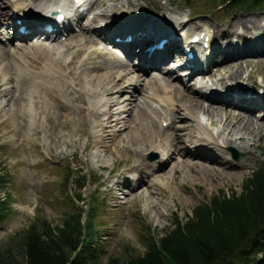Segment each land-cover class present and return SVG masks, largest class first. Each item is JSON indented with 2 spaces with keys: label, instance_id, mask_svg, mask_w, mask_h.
Segmentation results:
<instances>
[{
  "label": "rangeland",
  "instance_id": "1",
  "mask_svg": "<svg viewBox=\"0 0 264 264\" xmlns=\"http://www.w3.org/2000/svg\"><path fill=\"white\" fill-rule=\"evenodd\" d=\"M184 1L185 0H93L88 8L91 10L83 16V23L86 24L88 23L87 21H89L92 22V24L94 22V25H96L98 22H106L108 19L115 21L121 18L122 14L125 13L137 17H143L141 15L144 14L147 19H156L150 15L153 14L157 18H161L165 21L167 18L165 14L168 15V17L184 18L186 20L191 17V22L198 23L201 26L204 25V27H202L204 30L212 27L218 33L219 38L211 40L213 48H218V46H216V43L218 42L221 46L222 44L224 46L233 44L234 46L241 48L239 51L246 53L247 57L231 58L228 62L231 63L233 70L239 66L243 68L242 79H239L241 81L239 82L240 85L246 87L250 91L256 90L262 94L261 89L257 84L262 85L263 83L262 79L264 78V66L259 67L255 64L259 60H262L264 63V54H258L260 47H255V44L264 42V9L261 11H240L236 9L226 10V8L214 9L212 8V0H190L188 6L184 4ZM13 2L14 0L6 1V4L9 7L8 9L7 7L5 8V3L2 5L5 8L6 15L8 16H11L10 9ZM216 2L218 3L217 0ZM129 4H134L136 9L134 11L129 10ZM106 9H108V12L116 11L113 13L115 17L111 18L99 14ZM146 12L150 14L146 15ZM236 16L241 19L248 18L251 20L258 17L259 25L244 26L245 29H242V31H245L246 35L239 37L236 33H240V30H238L240 27L236 26V28H232V24L237 18ZM191 22H189V24ZM230 28H232L231 31ZM199 30H201V28L194 32L198 33ZM179 31L180 29L175 32V34L179 33ZM67 34L68 33L66 32L65 39L62 41L59 39L60 42H56L59 44V47L57 46L55 48L57 52L56 56L61 58L62 54L66 52V48H68H64V45H70L69 53L73 52L71 47L74 46L76 41H83L84 34L88 35L85 31L83 32L82 30H78L76 27H73L69 33L73 39L68 42V38L66 41ZM180 34L181 36L186 35L185 31H182ZM7 36L9 37L7 33H4L0 37V48L2 49H9L11 47L6 41ZM96 38L97 42L90 45L89 51L92 49L102 51V49L106 47L110 51H116L115 54L117 53L120 56L123 55L122 50H114L109 46H105L102 41L103 38L98 36H96ZM40 42L43 43L42 40ZM37 43H39V39H34L31 44L35 45ZM47 44L49 45V43ZM24 45V42L20 43V46ZM45 45L46 44H44V46ZM16 49L17 48L13 50ZM105 53L108 54L107 51ZM250 55L256 56L252 57ZM64 58H66V56ZM85 58L86 56H80L78 60L81 61ZM63 60L64 59L60 62L63 63ZM123 61H127V59L123 58ZM216 61L219 62L220 60L216 59ZM240 61L241 63L239 64ZM37 62H39V60ZM249 64L251 66H248ZM33 66L35 68L41 67L40 64H36V62L32 65V68L35 69ZM75 71L76 73L78 72V70ZM250 71L253 72L252 77H249V80H246L248 84H245L244 78L248 77L247 74H249L248 72ZM213 72L215 71L213 70L208 73V77H206L207 79H205V82H207L208 88L214 89V83L217 78H221V76H216V79L212 78ZM62 73L65 75L66 79H68V71H63ZM96 74L97 78H100L99 74L101 75L104 73L101 72ZM93 75H95L94 72L91 73V76ZM153 76L163 77L164 75L160 73L156 75L155 73H149L147 76L145 75L142 78L143 81L141 83L142 86H145L144 91L133 95L132 99H134L135 102L139 101L142 103L143 99L152 94L151 91L148 90V82H150ZM0 77L2 80V76ZM162 77H159V80L166 81ZM8 78L9 79L6 78V84L0 87V174L5 175L7 180L5 189L2 190L0 197L7 198L9 201L8 205L11 209V214L8 219L0 225V247L8 243L10 238H12L17 232L22 231L31 223L37 221L38 218L46 219L53 226L61 225L66 213L68 211H72L71 204L67 202L68 197L70 199V191L67 190L64 192V190L59 186L63 178V172L67 167L80 170L87 178V184L80 191L82 193V202H76L74 207L77 210H82L86 213L87 209L91 206L95 204L97 205L96 207L100 206V211L92 220V228L96 230L98 244L102 247L103 252L100 259L95 264H107L110 258H117L119 261L123 262L128 260L131 256L142 255L145 252V246L142 241L144 238L151 236H153L154 239L161 238L167 229L172 227V219L175 218V216L181 220H186L187 216L191 215V211L195 206L208 201L213 195H216L219 192L229 193L231 190L239 192L242 182L249 177L252 170L264 164V140L257 142L258 135H256V126L254 125L253 130L255 136L253 134L248 137L246 139L248 142H244L245 144L237 141L233 142V145L236 147H247L244 151H238L235 149L237 154L240 155L237 161L230 156V152L227 151L228 146L223 147V151L228 152L227 155H229L230 159L229 164H231V167L233 168L231 170V173H234L232 174L235 178H233V181L228 182L225 180V183L209 187V182L207 184V182L202 181L196 173L188 174L190 175V178L185 180L187 183L183 179L185 174H182L177 180H172V174L170 173L168 174L170 176V184L167 185L165 180L167 175L164 176L163 173L155 172L153 177H151L153 171L150 173V171L139 166L136 169L138 171L140 169L141 174H139V177H144L146 185L143 186V182L139 185V187H136V182L132 180L136 178V176L134 177V170L132 168L138 162L136 158H138V152L140 151L139 146H137L139 143H129V141L123 138L122 135L124 134L117 137H111L109 134H104L106 136V147L102 148L100 147L102 143H100L97 139L98 136L102 134L100 131L101 128L94 127V117H89L86 114V117H89V120L86 118L88 123L85 125L83 123L85 117L81 120L74 117L71 113L74 109H76V107L82 108L86 107V105L82 106L80 104L76 105V103H73L69 105V107H67L68 105L64 106L66 99L57 97V94L52 95V92H50L47 97V88L44 87L45 89L42 88L40 90L41 93L36 92V94L33 95L30 94V91L33 89L32 86H30V81V85H27L28 82L26 79H23L16 84L10 81L11 77ZM89 80L90 77H87L84 81L78 79L76 83H78V86L80 84H82V86H77V89H84L85 85L92 86L88 83ZM197 80L199 81L201 79ZM197 80L187 81V83H191L187 87L184 86L185 89L195 88ZM23 82L25 84H23ZM173 83L178 87L180 86V82L178 83V81ZM218 84L219 83L217 81V85ZM28 87L30 89L29 91L27 90ZM179 88L184 89L182 86ZM4 90L12 91L14 97L10 98L11 96L7 93L2 94L1 91ZM262 91L264 93V89ZM213 92L216 93L217 90ZM126 94L128 93L121 94L119 97L120 102H123L126 97H130V95L127 96ZM35 95L41 97L38 99V96L35 97ZM161 96L166 97L165 95ZM16 97H20L23 100H20L19 98L18 101ZM48 99L51 100V103L48 102ZM202 99V103L206 104V99ZM36 100H39V102L42 103L47 102L49 105L46 103L45 105L47 106H44L43 103L42 105L44 107H40V105L38 106L36 104ZM94 101L96 102V100L88 99L87 102L95 103ZM128 102L129 101L126 99L123 103L124 106H126ZM147 106L151 109H157L160 111V115L162 116L164 110L171 108L162 102L159 103L152 100L148 101ZM25 107L29 108L33 112L35 120L32 122V125L30 120L25 116L24 117L26 118L25 120L27 123H24L22 119L19 118V114H21L22 109ZM45 107H49V109H46ZM122 107L119 106L118 108V106L113 105L112 111H119ZM34 108L36 109L33 110ZM41 108L44 109V111ZM65 109L69 111H66ZM17 111L18 114L16 116ZM179 113L185 117L187 116L186 111L180 110ZM256 113L258 114V112H255L253 116L254 122L260 120L259 116H256ZM195 114V116L199 118V128L211 130L213 137H216L215 140H219L217 142H220V144L224 143L223 140L229 141V139H226V137L221 133L222 124L217 117L214 118L216 124L214 126H209L206 117L201 112L196 111ZM176 115L178 116V114ZM144 118L151 121L147 116ZM97 119L96 125L101 120V117L98 115ZM159 120L160 118L156 116L153 121L158 128L160 127ZM191 123L192 122L189 121L186 123H175L172 128L167 130L166 133L171 134L175 129L183 127L184 124ZM28 125L30 127H28ZM131 126L133 127L134 123ZM29 130H31V132L30 134H27L26 132ZM258 134L260 137L262 136V138H264V130L258 132ZM252 142L254 145L260 144L261 147L253 149L249 148L248 146ZM156 154L158 155V153ZM156 154L152 152H143L141 154V160L146 161V165L148 164V166H150L160 159L159 155L156 156ZM192 163L195 162L192 160ZM171 164L172 162H169L166 173H169V169H171L170 166H172ZM171 182H173V184H171ZM138 183L139 182L137 181V184ZM151 183L153 185V189L148 188ZM70 188H73V186L70 185ZM158 191L160 192V195ZM170 191L173 192L172 198L170 197L169 199H165L164 197L166 195L169 197ZM158 200L161 203H159L158 206L153 205L154 202H159ZM97 201H100V203L98 204ZM262 257H264V255H262Z\"/></svg>",
  "mask_w": 264,
  "mask_h": 264
},
{
  "label": "bare ground",
  "instance_id": "2",
  "mask_svg": "<svg viewBox=\"0 0 264 264\" xmlns=\"http://www.w3.org/2000/svg\"><path fill=\"white\" fill-rule=\"evenodd\" d=\"M2 1H0V37L4 33L10 35L9 37L7 36L8 38H6V41L8 42L9 46L13 47V49L17 48L16 46L12 45L15 39L24 42L25 45L17 48L16 50L0 48V76H2V80L0 79V87L6 84L5 82L7 79H9L8 77H11V82L12 80L17 79L18 83L23 79H26L28 84L26 83V81L25 83L27 85H30L31 83L30 86H32V88L34 89L30 91V94L34 95L36 94V92L41 93L40 90L45 87L47 88V97L48 94L52 92V95L57 94V97L65 98L66 100L64 102V106L68 105L67 107H69V105L73 103H76V105L80 104L82 106L86 105V107L82 108L76 107V109H74L71 113L74 117L81 120L83 117H85V120L83 122L85 125L88 123L87 119L89 120V117H94V127L101 128L100 131L102 132V134L99 135L97 139L100 143H102L100 145V147L102 148L106 147V136L104 134H109L111 135V137H117L124 134L122 135L123 138L129 141V143H139L137 145L140 148V151L138 152L139 155L138 158L135 157L138 162L132 168L134 170V176H136L137 181L139 182L136 187H139V185L144 182V177H139V174H141L140 169L139 171L136 169L139 166L143 167L145 170L153 171L151 177H153L155 172L163 173L164 176L167 175L165 177L167 185L170 184V176L168 175L170 173L172 174V180H177L182 174H185L183 178L184 181L190 178V175L188 174L196 173V175L201 178L202 181L207 182V184L209 182V187L215 186L216 184L225 183V180H227L228 182L233 181L234 173H231V170L233 168L231 167V164H229L230 159L229 155H227L229 151H223V147L228 146V148H234L238 151L246 150V146L236 147L233 145V142H246V139L254 134V125L256 126V135H258L257 142L264 140V138H262V136L260 137L258 134V132L264 130V94L259 95V93L250 92L249 89L240 85L239 82L241 81L239 79H242L243 68L239 66L235 70H233L231 63L228 62V60H230L231 58L247 57L245 52L239 51V49L241 48L236 47L233 44L227 46H224L222 44V46L225 47L223 48L221 44H219V42L216 43V46H218V48H212L210 44L209 46L211 48L209 50L208 56H205L206 58L204 57L203 59L202 57H199L197 58V60L193 59L191 62L182 61L184 58V54L181 50L177 55L172 57L166 54L169 53L171 49L180 46V42L176 37L177 34L175 35V32H177L179 29V33L185 31V34H190L201 28L198 33L203 31V37L199 41L202 43L203 41L206 42L204 38L208 37V34L211 36V40L219 38L218 33L214 28L210 27L209 29L204 30V28H202L204 27V25L201 26L198 23L191 22V17L187 18L186 20L184 18L168 17V15L165 14V16L167 17L166 21H149L145 18V16L137 17L131 16L127 13H121V18L114 21L115 25L118 27L116 33L130 34L132 36V42L128 45L123 46L126 50V56L125 54L120 56L117 53L115 54L113 52H107L108 54H103L100 52L98 53V51H89L90 45H93L97 42L96 36L103 39H105V36L102 34V30H100V27L92 28L90 25H87V23H81L82 15H79L78 22L73 23L72 25L77 27L78 30L80 29L83 32L85 31L88 35H82L84 37L83 41H76L74 46L71 47L73 52L69 53L70 45H64V48L68 47L66 48V52L68 53L64 52L61 58L56 56L57 52L55 48L59 45L56 42L54 43V45L50 43L48 46H44V44L41 42L35 45L31 44L32 41L34 39H37V36H39V30L37 28L40 25L42 18L39 17L37 13L41 15L43 10L46 11V9L50 10L51 8H53V10L55 11V8L58 7L53 6L55 5L56 0H14L10 9L11 13L15 12L14 19H12L11 16L9 17L8 15H6L5 8H9L6 4L7 0H4L3 2ZM49 1L51 2L49 3ZM2 5H4L5 8ZM128 9L134 11L136 8L134 7V4H129ZM31 10H34L35 12H31ZM114 12L116 11L108 12V9H106L99 14L112 18L115 17V15L113 14ZM255 20H257L258 23ZM16 21H19V24H17ZM189 22L191 23L189 24ZM123 23L128 24L122 25ZM256 24L259 25L258 17H255V19L253 20L248 18L241 19L240 17H237L232 24V28H236V26L240 27L239 29L237 28L238 30H240V33L236 34L239 37H243L246 35V32L242 31V29H245L244 26H251ZM19 27H24L25 31L27 32L25 34L19 33L17 31ZM232 28H230V31ZM10 29H14V32L12 34L10 32ZM62 30L64 32H69L71 30V27H66ZM108 30H110V28ZM204 31H206L207 33H205ZM160 36H163V38H167V43L165 44L164 49L161 52L153 51L147 54L145 52V49L148 47L151 39L153 37L159 39ZM50 37V35H47L46 40H50ZM197 37L200 38V34H198ZM57 38L58 37H55L53 41H55ZM66 38H68V42L73 39V37H71L70 35H67ZM188 40L189 38L185 39V42H187ZM185 42L183 44V42L181 41V46L183 49L190 48L193 52H198L199 49L194 46L192 42ZM255 47H260V50H258V53L260 55L264 54V42L256 43ZM65 56L66 58H64ZM80 56H86V58L79 61L78 59ZM250 56L253 57L256 55ZM123 58L131 62L132 65L128 64V62L126 63L125 61H123ZM62 59H64L63 63L60 62ZM216 59L220 61L217 62ZM38 60L39 62H37ZM35 62L36 64H40L41 67L35 68L33 66L35 68L33 69L32 65H34ZM240 63L241 61L239 62V64ZM187 65H189V70H186L187 73L183 72L179 74L178 71L183 67H187ZM255 65L262 67L264 66V63L262 62V60H259ZM200 66L202 67V69L200 68ZM248 66L251 65L249 64ZM162 67L163 69L168 67L167 69L162 70L165 75L162 78H164L166 81L159 80V77H152L150 82H148V90L151 91L152 94L143 99L142 103H140L139 101L135 102V100L132 99L133 95L137 94L138 92L141 93L145 88V86H142L141 84L143 81L142 78L145 75L147 76V73L150 72V70L153 72L154 69L155 71H157L161 70ZM75 70H78V72L76 73ZM201 70H203V73L206 70L208 72L214 70L215 72H213L212 78L221 76V78H217L216 82L214 81V89L208 88L207 84H203L201 82L195 84L197 88L181 89L179 88L180 86L178 87L173 83L176 81L175 79H172V81H170L169 79L171 77L178 79V77L181 78L182 75H188V77L192 76L191 79L193 80L198 77L195 76V73ZM63 71H68V79H66L65 75L62 73ZM93 72L95 75L91 76V73ZM101 72L104 73L101 75L99 74V77L101 79L97 78L96 73ZM155 73L159 74L158 72ZM248 73V77L244 78L245 84H248L246 80H249V77H252L253 74L252 71ZM172 75H175L176 77ZM87 77H90L88 83H90L92 86L87 85V87L86 85H83L84 89H77V80L79 79L84 81V79H86ZM206 77H208V74L200 79L205 80L207 79ZM217 81L219 83L218 85ZM262 81V87L260 86L261 90L264 89V78L262 79ZM25 83L23 82V84ZM79 86H82V84H80ZM29 87L27 89L28 91L30 90ZM218 88H221L222 93L215 94V92L213 91L218 90ZM248 92H250V95L246 96V99H233L234 95ZM1 93H7L11 96L10 98L14 97L12 91L9 90L1 91ZM123 93H128L126 94L127 96L130 95L129 98L126 97V99L129 101L126 106H124L123 104L126 99H124L123 102H120L119 100V97ZM161 95H165L166 97H162ZM37 96L35 95V97ZM20 97H16V99L18 100ZM40 97L38 96L37 98L39 99ZM202 98H204V100L206 99V104L202 103ZM21 99L22 98H20V100ZM88 99L96 100V102L94 101L95 103H88ZM150 100L157 101L159 103L162 102L171 108L169 109L166 106L168 109L164 110V113L162 112V116L160 115V111L155 108L151 109L147 106L148 101ZM50 101L51 100H49L48 102ZM43 103L39 102V100L36 102V104L38 106L40 105V107L49 105L47 102ZM46 103L47 105H45ZM58 103L60 104L59 101ZM113 105L118 106V108L119 106L124 107H122V109H120L119 111L113 112ZM49 107L45 108L49 109ZM35 109L36 108H34L33 110ZM42 110L44 111V109ZM180 110L186 111L187 116L185 117L181 115L179 113ZM196 111L201 112L206 117L209 126H214L216 124L214 118L217 117L222 124L221 133L226 137V139L228 138L229 141L223 140L224 143L220 144V142H217L219 140L216 141V137H213L211 130H204L202 128L200 130V122L195 116ZM112 112L115 114H113ZM255 112H258L260 120L254 122L253 116ZM17 114L18 111L16 113V116ZM86 114L87 116H89L88 118L86 117ZM176 114H178V116ZM98 115L101 117V120L96 125ZM24 116L30 120L32 125V122L35 120V118L33 116V112L29 108H23L21 114H19V118H21L25 123L26 118ZM145 116H147L151 121L146 120L144 118ZM156 116L160 118L159 128L156 127L155 123L153 122ZM188 121L192 123L184 124L183 127L175 129L171 134L166 133L167 130L169 128H172L175 123H186ZM133 123L134 126L132 127L131 125ZM163 123H165L164 126ZM28 127L30 126L28 125ZM31 130L25 132L27 134H30ZM81 133L83 134L82 131ZM248 147L252 149L260 148L261 145H254L252 142ZM150 151H152V153H158L160 159L153 164L150 163L151 165L148 166V164L146 165V161L141 160V154L143 152ZM192 160L195 163H192ZM169 162H172V166H170L171 169H169V173H166ZM171 184H173V182H171ZM144 185H146L145 182L143 183V186ZM148 188L153 189L152 183L149 184ZM172 193L173 192L170 191L169 197H167L166 195L164 198H172ZM159 203L161 202H154L153 205L158 206Z\"/></svg>",
  "mask_w": 264,
  "mask_h": 264
},
{
  "label": "trees",
  "instance_id": "3",
  "mask_svg": "<svg viewBox=\"0 0 264 264\" xmlns=\"http://www.w3.org/2000/svg\"><path fill=\"white\" fill-rule=\"evenodd\" d=\"M212 0L214 9L261 11L264 0ZM186 3V2H185ZM6 176L0 174V194ZM85 174L67 167L59 186L70 191L72 211L61 225L38 218L0 247V264H95L103 252L92 220L100 211L87 212L74 205ZM70 185L73 188H70ZM98 204L100 201H97ZM7 198L0 197V225L11 214ZM85 214V215H84ZM85 216V217H84ZM171 228L159 239L144 238L145 252L126 261L110 258L107 264H261L264 263V164L250 173L240 191L219 192L195 206L186 220L172 219Z\"/></svg>",
  "mask_w": 264,
  "mask_h": 264
},
{
  "label": "water",
  "instance_id": "4",
  "mask_svg": "<svg viewBox=\"0 0 264 264\" xmlns=\"http://www.w3.org/2000/svg\"><path fill=\"white\" fill-rule=\"evenodd\" d=\"M232 157L235 159V160H238L239 159V157H240V155L239 154H232Z\"/></svg>",
  "mask_w": 264,
  "mask_h": 264
}]
</instances>
